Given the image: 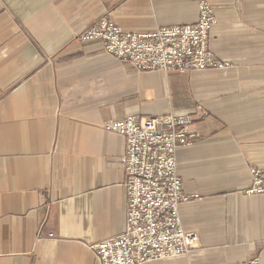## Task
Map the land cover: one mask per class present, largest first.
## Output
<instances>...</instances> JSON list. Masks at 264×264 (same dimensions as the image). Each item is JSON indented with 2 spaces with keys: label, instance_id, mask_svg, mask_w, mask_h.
<instances>
[{
  "label": "crops",
  "instance_id": "obj_1",
  "mask_svg": "<svg viewBox=\"0 0 264 264\" xmlns=\"http://www.w3.org/2000/svg\"><path fill=\"white\" fill-rule=\"evenodd\" d=\"M202 0H0V264H100L126 226L129 116L192 119L177 149L191 252L144 264H264V0H206L211 53L226 63L142 71L80 35L103 16L125 31L193 24Z\"/></svg>",
  "mask_w": 264,
  "mask_h": 264
},
{
  "label": "built area",
  "instance_id": "obj_2",
  "mask_svg": "<svg viewBox=\"0 0 264 264\" xmlns=\"http://www.w3.org/2000/svg\"><path fill=\"white\" fill-rule=\"evenodd\" d=\"M193 24L128 32L103 16L81 36L100 39L107 54L142 71L189 72L228 63L210 51L209 35L217 23L214 7L199 3ZM192 119L185 116H129L110 127L126 138V226L119 235L93 245L100 264H144L187 256L199 236L182 225L180 204L187 197L177 171V149L191 145ZM247 195L264 194V167L250 168ZM237 264H261L253 258Z\"/></svg>",
  "mask_w": 264,
  "mask_h": 264
},
{
  "label": "rangeland",
  "instance_id": "obj_3",
  "mask_svg": "<svg viewBox=\"0 0 264 264\" xmlns=\"http://www.w3.org/2000/svg\"><path fill=\"white\" fill-rule=\"evenodd\" d=\"M82 34H83V33H82ZM82 34H81V35H82ZM81 35H80V36H81Z\"/></svg>",
  "mask_w": 264,
  "mask_h": 264
}]
</instances>
